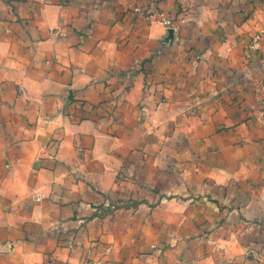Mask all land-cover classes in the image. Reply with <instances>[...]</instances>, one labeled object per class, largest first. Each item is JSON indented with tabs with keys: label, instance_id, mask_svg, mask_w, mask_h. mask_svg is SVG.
<instances>
[{
	"label": "crops",
	"instance_id": "crops-1",
	"mask_svg": "<svg viewBox=\"0 0 264 264\" xmlns=\"http://www.w3.org/2000/svg\"><path fill=\"white\" fill-rule=\"evenodd\" d=\"M261 262L264 0H0V264Z\"/></svg>",
	"mask_w": 264,
	"mask_h": 264
},
{
	"label": "built area",
	"instance_id": "built-area-1",
	"mask_svg": "<svg viewBox=\"0 0 264 264\" xmlns=\"http://www.w3.org/2000/svg\"><path fill=\"white\" fill-rule=\"evenodd\" d=\"M136 9H138V8H136ZM260 264H263V263L261 262Z\"/></svg>",
	"mask_w": 264,
	"mask_h": 264
}]
</instances>
